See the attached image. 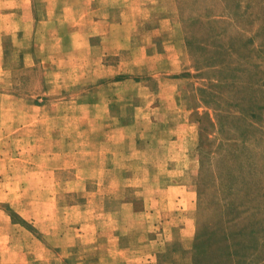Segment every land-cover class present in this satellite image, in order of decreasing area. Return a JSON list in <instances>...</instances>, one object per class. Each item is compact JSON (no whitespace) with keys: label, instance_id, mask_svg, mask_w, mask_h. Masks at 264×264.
<instances>
[{"label":"rangeland","instance_id":"rangeland-1","mask_svg":"<svg viewBox=\"0 0 264 264\" xmlns=\"http://www.w3.org/2000/svg\"><path fill=\"white\" fill-rule=\"evenodd\" d=\"M115 1L0 0V264H264V0H119L143 5L123 54ZM122 74L145 88L126 86L120 145L109 81ZM122 145L145 168L139 192L193 182L191 201H146L170 207L155 232L109 216Z\"/></svg>","mask_w":264,"mask_h":264},{"label":"crops","instance_id":"crops-1","mask_svg":"<svg viewBox=\"0 0 264 264\" xmlns=\"http://www.w3.org/2000/svg\"><path fill=\"white\" fill-rule=\"evenodd\" d=\"M142 3H137L135 5L134 12L130 11V7L124 3L123 1H115V3L109 2V39L112 43L111 48H117L118 50L122 51V54L127 50H130L131 47V40L133 39V32L135 30L137 22L139 23L140 19L143 18L142 16V10L143 5H140ZM114 44V45H113ZM139 47H137L138 52H140ZM115 52L118 54L119 52ZM143 52L145 49H143ZM143 57H145L144 54H142ZM135 60V59H134ZM122 63L123 60H120ZM139 63V60H138ZM167 71H171L172 69L164 68ZM116 73H125V71H120V69H116ZM117 80L109 81V120L113 121V126L110 129L109 127V134L111 135H119L121 136V144L125 143V131L128 128L127 123L125 122V119H127L126 115V108H127V102H129V98L126 96L128 93L126 86L127 84L132 87L131 93H134V89L140 90L145 88V84L141 85L139 83V80L136 79L134 76H126L125 74L119 75L117 77ZM110 79V78H109ZM167 84H171L170 82L160 81L159 88L156 89L157 95L159 98H162L165 96L166 93L165 89L167 88ZM125 88V89H124ZM115 90V91H114ZM147 90L148 93L153 92L151 90ZM169 96L168 94H166ZM172 95V94H171ZM156 96L154 98H156ZM133 101V98L132 100ZM133 108L134 105L132 104ZM134 118V114L131 113V119ZM136 118H140L139 115H136ZM137 145V144H136ZM140 148V147H138ZM140 150H144V147H142ZM131 157L128 156V151L126 149L125 145H122L121 147V155H116L115 158L112 157L111 162L109 161V165L112 168L113 172V179L110 178L109 175V185L110 182L113 184H116L115 193L110 192L109 189V200L116 197L118 199L117 207L113 211L109 209V216L110 215H120V216H128V215H137L138 217H142L139 219V222L143 223L142 225L136 226V229L140 226L141 230L150 232H155L156 230V224L157 219L156 217L163 214V209H167L170 207H148V204L146 201L151 200V198H154L155 200L159 201L160 203L162 201L171 200L174 199L176 201L179 200H185V201H191L193 200L194 192H193V182H189V178H186V181L183 182H173V179H169V181L165 182L167 183L166 188H163L161 193L156 192L154 196H151V192L148 191V193L145 194V189H141L139 192L140 186L143 187V182L141 179L142 170L145 171V168L143 165L139 163H131ZM194 165H186V168L193 167ZM134 169L139 172L137 180L133 181L134 176L137 172H134ZM130 179V180H129ZM129 180V181H128ZM135 184L138 186V190L136 192V195L133 197H130V195H126L125 191L129 192V189H127V186ZM144 188V187H143ZM114 190V189H113ZM119 190L121 193L118 194ZM114 192V191H113ZM155 192V191H154ZM115 194V196H114ZM112 196V198H111ZM134 199L137 201V206L135 207ZM130 205V207H129ZM190 207V205H189ZM125 208H129L126 210ZM185 207L184 210H186ZM147 218V221H146ZM129 231L128 228L122 227L121 232H127ZM138 232H140V229H138ZM157 238L156 237H150L148 242L146 240H139L138 247L143 248L145 246L152 244L155 242ZM112 260H115L117 264H160L159 261H157V258L154 254L148 255V256H141L135 258L130 257H119V258H112ZM164 264H172L170 262L164 263Z\"/></svg>","mask_w":264,"mask_h":264}]
</instances>
